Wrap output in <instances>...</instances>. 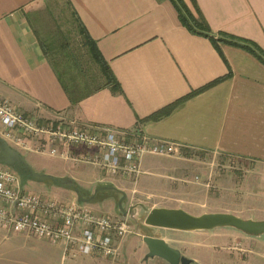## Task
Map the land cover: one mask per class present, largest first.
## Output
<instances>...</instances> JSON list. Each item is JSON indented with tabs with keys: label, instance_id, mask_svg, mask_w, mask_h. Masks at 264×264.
Instances as JSON below:
<instances>
[{
	"label": "crops",
	"instance_id": "crops-1",
	"mask_svg": "<svg viewBox=\"0 0 264 264\" xmlns=\"http://www.w3.org/2000/svg\"><path fill=\"white\" fill-rule=\"evenodd\" d=\"M55 1L63 5L67 18L62 19L69 27L62 26L60 16L54 20ZM184 1L199 18L193 0ZM195 2L210 35L189 29L174 0H0V97L38 119L64 117L80 124L143 132L175 142V153L194 149L230 155L253 161L264 171V59L241 46L213 40L226 32L255 42L264 52V0ZM218 79L169 115L148 120ZM84 152L86 148H78L74 154ZM149 155L153 154L142 161L144 171L151 168ZM57 157L65 165L32 167L73 180L98 201L87 203L72 189L40 183L72 191L69 201L89 208L116 198L123 185L134 182L120 176L105 178L93 163ZM260 179L246 177L243 191L256 193ZM22 186L27 189L23 179ZM136 210L132 205L128 211L133 215ZM129 242L126 236L117 242L121 254L115 259L64 257L61 244L0 230V264H123ZM160 259V264H169Z\"/></svg>",
	"mask_w": 264,
	"mask_h": 264
},
{
	"label": "rangeland",
	"instance_id": "rangeland-1",
	"mask_svg": "<svg viewBox=\"0 0 264 264\" xmlns=\"http://www.w3.org/2000/svg\"><path fill=\"white\" fill-rule=\"evenodd\" d=\"M55 3L54 20L60 16L63 21L62 18H67L63 5L59 1ZM62 26L68 24L63 21ZM72 43L75 44L76 41ZM77 44L79 46L80 43ZM23 153L37 170L65 165V161L57 156L56 158L30 151ZM149 156L150 159L146 160L147 164L151 163V168L144 171L142 166V173L137 182L123 185L122 193L116 198L90 204L97 212L116 218H129L131 232L126 238H129L130 242L126 246L123 264H160L161 259L158 257L145 259L148 253L143 240L145 235L165 237L164 239L170 245H174L173 247H178L182 254L195 259L192 264H264V234L252 236L233 227L186 231L155 227L145 223L148 212L157 207L183 208L195 215L238 210L240 217L263 220L264 209L261 206L264 207V171L261 167L244 158L194 149L171 156ZM14 169L21 180H24L27 191L65 202L69 201L67 196L73 194L72 191L58 186L48 188L46 184L33 181L27 172L23 174L17 168ZM248 176L261 178L256 183L255 188H258L256 193H248L241 187L242 180ZM221 185L226 188L225 191H219L218 187ZM123 197H125L123 209L127 211V215H124L119 206ZM132 205L138 212L136 210L130 215L128 210Z\"/></svg>",
	"mask_w": 264,
	"mask_h": 264
},
{
	"label": "built area",
	"instance_id": "built-area-1",
	"mask_svg": "<svg viewBox=\"0 0 264 264\" xmlns=\"http://www.w3.org/2000/svg\"><path fill=\"white\" fill-rule=\"evenodd\" d=\"M0 135L15 149L93 163L103 177L137 182L148 154L171 156L176 143L143 132L80 124L59 117L38 119L0 97ZM78 148L86 152L74 154ZM0 229L29 233L63 245L64 257L97 255L117 258L119 242L131 232L129 218H116L84 206L23 189L17 171L0 164Z\"/></svg>",
	"mask_w": 264,
	"mask_h": 264
},
{
	"label": "water",
	"instance_id": "water-1",
	"mask_svg": "<svg viewBox=\"0 0 264 264\" xmlns=\"http://www.w3.org/2000/svg\"><path fill=\"white\" fill-rule=\"evenodd\" d=\"M0 164L12 168L25 169L33 181L50 183L72 189L76 191L78 199L81 201L87 203H95L98 201L94 198L93 194L88 193L86 189L77 185L67 177H60L35 170L27 161L26 156L19 150L13 148L1 135ZM110 188L106 187V189ZM124 199L125 197L119 202V206L124 215H127V211L123 209ZM145 223L155 227L186 231L233 227L252 236H261L264 234V219L255 220L253 218H243L229 212H207L195 215L183 208L157 207L148 212ZM143 240L148 247L146 259L149 257H160L168 261L169 264H192L195 261L193 258L182 254L180 249L173 247L162 237L145 235Z\"/></svg>",
	"mask_w": 264,
	"mask_h": 264
},
{
	"label": "trees",
	"instance_id": "trees-1",
	"mask_svg": "<svg viewBox=\"0 0 264 264\" xmlns=\"http://www.w3.org/2000/svg\"><path fill=\"white\" fill-rule=\"evenodd\" d=\"M176 7L179 11L180 14V18L182 20V22L192 31L195 32H201V33H205L207 35H210V28L204 18V16L202 15V13L200 12L195 0H193L194 5L197 7V11L199 12L200 17L196 18L193 13L191 12V10L189 9L188 5L185 3L184 0H174ZM212 35V34H211ZM213 37V36H212ZM213 40L216 43L219 42H226L232 45H236V46H241L243 48H246L252 52H254L256 55L260 56L261 58L264 59V52L263 50L253 41L246 39V38H241L238 36H234L231 34H228L226 32H220L219 33V37L217 39H215L213 37ZM94 48V47H92ZM93 50V49H92ZM93 54L95 56V58L102 64L104 70L108 71V73L110 74V70L108 68V66L106 65L105 61L103 60V58L101 57L100 53L94 48L93 50ZM221 79H218L214 82H211L209 84H207L206 86L197 88L193 91H191L190 93H188L186 96L178 99L177 101L169 104L168 106H166L165 108L159 110L158 112L152 114L148 120L150 119H160L166 115H169L176 107H178L179 105H181L182 103H184L187 99L197 95L198 93L204 91L205 89L211 87L212 85H214L215 83L219 82ZM17 170L19 172H22L23 174H26V170L25 169H20L17 168ZM28 173V172H27Z\"/></svg>",
	"mask_w": 264,
	"mask_h": 264
}]
</instances>
